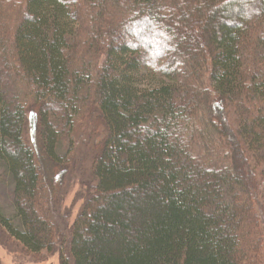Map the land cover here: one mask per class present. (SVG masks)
Wrapping results in <instances>:
<instances>
[{"label": "trees", "instance_id": "1", "mask_svg": "<svg viewBox=\"0 0 264 264\" xmlns=\"http://www.w3.org/2000/svg\"><path fill=\"white\" fill-rule=\"evenodd\" d=\"M143 22L159 54L117 36ZM211 98L234 105L232 131ZM88 109L102 133L65 238L37 209L40 170L87 179L69 156ZM263 147L264 0H0V187L12 212L0 210V229L17 249L60 264H258Z\"/></svg>", "mask_w": 264, "mask_h": 264}, {"label": "rangeland", "instance_id": "2", "mask_svg": "<svg viewBox=\"0 0 264 264\" xmlns=\"http://www.w3.org/2000/svg\"><path fill=\"white\" fill-rule=\"evenodd\" d=\"M142 25L143 26L141 30L124 29V33H117V36H122V38L123 36H127L128 38H131L132 36L136 38L138 36L141 38L142 43H146V45L151 48L153 53L159 54L161 50V41L155 39L153 40L151 38L148 39V37L147 39L143 38L145 36V33L146 35H148L152 32V24L150 22H143ZM167 50L168 49H166V51ZM169 53L170 55H172L173 51L169 49ZM173 62V58H170L166 62V64H168L165 67H170ZM209 101L211 102L208 104V107L211 108V111H213L214 109L216 112L218 109V112L222 111L227 117H229L228 122L232 121V123L230 125H227V127L232 131L234 129L233 123L235 122V115H233L234 105L231 104L233 105L231 108H224V105L220 106L217 100H212L211 98ZM90 113L93 114L92 109L87 110V114L85 115L84 119L78 120L76 122V126L74 127L75 133L71 141V150L73 153L69 156L71 165H77L81 170L83 169L84 171H86L87 175H90V166L88 164L87 158H84V156L87 157V154L92 155L91 153H89L90 151H92V149H90V145H95L96 138L100 136V133H102L99 128L93 129L94 124L92 123L96 121V115L93 114L92 117H89ZM27 115V118L25 116L27 132L26 140H28L29 144H31L32 139H34L33 152H36L37 150L35 142L36 140H38V132L35 131V128L37 129L38 127L36 111L29 110ZM213 118H215V116H213ZM83 122L84 125L81 126ZM86 124H92L91 128L89 129L90 125H87L88 128H86ZM33 127L34 132L32 131ZM91 132H93V134H91ZM231 133L234 134L233 132ZM88 150L89 152L87 153ZM260 156L262 158L260 159L258 166L255 168V170H257V173L254 174V179L256 183L264 184V147L260 150ZM41 162L43 168L46 162L43 159H41ZM250 168L252 169L251 166ZM51 169L52 170L49 171L47 168H44L42 170H40L39 168L40 174L45 180L42 179L40 183L41 191L38 192L39 196L36 199L38 204L37 209L46 210V216L53 221V226L55 225L54 227L56 228V233L60 234L62 237L67 238L69 228L80 212L81 207L85 201H83L82 199L85 190V187H83V185L86 186L87 182H89L90 177L88 175L87 179L86 177L85 179H82L84 183L81 181V184H79V172L77 169H75V167L72 168L69 172H67L65 169H53L52 167ZM57 173H59V175ZM89 185L90 187H92L93 182H90ZM8 199L9 198L7 197V194L5 193V191H3L2 187H0V210L6 218L8 216L12 217L11 206L9 205ZM257 209L259 210V207H257ZM257 209H255V211L256 213L258 212V215L260 217L259 222L261 223V221L264 220V213H262L261 211H257ZM263 225H261L262 228ZM54 253L55 252L50 253L48 256L44 254L30 256V254L25 252L22 248L17 249L14 243L8 242L4 236L3 231L0 229V264H60L56 255H53ZM258 264H264V246L262 249V254H259Z\"/></svg>", "mask_w": 264, "mask_h": 264}]
</instances>
